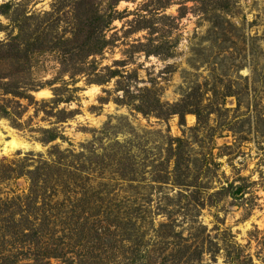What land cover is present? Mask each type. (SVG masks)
<instances>
[{
    "label": "rangeland",
    "instance_id": "1",
    "mask_svg": "<svg viewBox=\"0 0 264 264\" xmlns=\"http://www.w3.org/2000/svg\"><path fill=\"white\" fill-rule=\"evenodd\" d=\"M56 1L0 0L47 36L0 61V264H264V0L123 1L87 60Z\"/></svg>",
    "mask_w": 264,
    "mask_h": 264
},
{
    "label": "trees",
    "instance_id": "2",
    "mask_svg": "<svg viewBox=\"0 0 264 264\" xmlns=\"http://www.w3.org/2000/svg\"><path fill=\"white\" fill-rule=\"evenodd\" d=\"M61 1L62 0H57L55 2L56 7L53 6V13H46L44 16L49 18L57 13H62L65 9H68L71 12L70 15H67L66 12H63V14H61L62 16H59L66 17V29L69 30V32L66 30L64 36L67 34L72 36V40H65L62 44L66 47H68L69 44L74 45L72 46L73 53L80 55L79 57L83 60H87L88 58L100 55L103 48L107 46V41L102 34L105 32V30H108L114 20H116L115 15L117 6L123 1L128 2L130 0H106L107 5L105 12L99 10L95 0H70L72 5L69 4L68 1H64V3ZM65 5L66 8H63ZM13 8L14 4L11 2L0 6V16H9L11 19L10 23L18 32L16 37H9V42L7 44L0 43V61L7 66L14 64L25 65L29 62V60L32 59V56H35L38 54V52L44 53L47 50V47H43L44 44H47V41L45 42L47 36L44 37L43 34L38 32L31 33L26 29V25L29 22H34L40 17H27L26 14L18 15V17H16L17 12H15ZM221 9L224 11L223 7ZM49 23H58V20L50 21ZM1 29L2 28L0 27V32L3 31ZM57 45L59 44L57 43ZM6 71L7 69L4 68V72H0V77L3 81L11 79L9 78L11 75L6 73ZM117 74V72H114L111 78H115ZM4 89L6 88H3V90ZM5 92L13 94L14 96L23 95L19 92V89H13L12 92H8L6 89ZM180 107L181 106H179L178 109H171L170 115H178L181 121H183L186 114H193L196 116L199 125L205 122L199 112H184V110H179ZM56 139V136H52L47 142H53ZM176 142L179 146L176 149V155L178 158L173 171V176L175 179L174 182L175 187L184 189V182L181 181L184 174L181 167L182 162H180L182 140H176ZM249 264H253L251 259H249Z\"/></svg>",
    "mask_w": 264,
    "mask_h": 264
},
{
    "label": "bare ground",
    "instance_id": "3",
    "mask_svg": "<svg viewBox=\"0 0 264 264\" xmlns=\"http://www.w3.org/2000/svg\"><path fill=\"white\" fill-rule=\"evenodd\" d=\"M46 95H48L47 93H45V92H41V93H39V94H37V96L39 97V98H42V97H44V96H46ZM6 131V130H5ZM8 131V130H7ZM11 131V130H10ZM13 134H10V136H12ZM4 137H3V135H2V133L0 132V144L2 143V141L4 140L3 139ZM11 145H12V148H23V144L22 143H18V142H16L15 140H13L11 143H10ZM11 148V149H12ZM13 150V149H12Z\"/></svg>",
    "mask_w": 264,
    "mask_h": 264
}]
</instances>
